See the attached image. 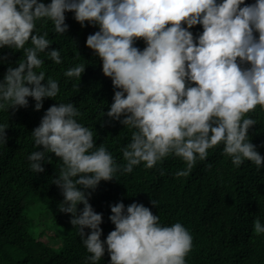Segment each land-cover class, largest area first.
Instances as JSON below:
<instances>
[{
    "label": "clouds",
    "instance_id": "1",
    "mask_svg": "<svg viewBox=\"0 0 264 264\" xmlns=\"http://www.w3.org/2000/svg\"><path fill=\"white\" fill-rule=\"evenodd\" d=\"M67 12L82 26H98L86 45L114 86L103 117L132 129L121 149L124 163L104 142L97 144L92 128L79 121L75 101L56 99L59 81L42 69L45 56L57 64L63 57L37 21H51L52 32L66 35ZM197 25L203 29L198 34L192 30ZM5 47L23 55L15 63L0 57L8 64L0 80V109L28 107L29 97L38 111L45 98L58 101L31 131L36 148L28 156L29 167L38 174L52 154L58 158L50 177L63 196L58 208L71 214L70 223L90 253L88 264L106 251L108 264H186L192 248L185 225L161 224L159 215L137 201L110 205L115 228L102 239L103 213L89 198L117 172L131 173L142 162L151 168L173 154L186 162L175 175L187 176L197 159H206L221 142L235 166L249 160L264 167V155L250 138L257 120L245 115L264 107V0H0V49ZM87 65L75 63L64 75L81 82ZM8 128L0 122V143H7ZM253 223L257 233H264L259 216Z\"/></svg>",
    "mask_w": 264,
    "mask_h": 264
},
{
    "label": "trees",
    "instance_id": "2",
    "mask_svg": "<svg viewBox=\"0 0 264 264\" xmlns=\"http://www.w3.org/2000/svg\"><path fill=\"white\" fill-rule=\"evenodd\" d=\"M66 17L70 25L66 35L52 32L51 21H37V28L49 32L51 47L61 48L63 57V62L57 64L45 56L42 69L59 81L56 99L75 101L80 108L79 121L92 128L97 144L104 142L118 162L124 163L121 149L131 139L132 129L103 117L104 109L107 111L112 102L114 86L103 73L100 58L86 45L87 35L97 31L98 26H82L72 12ZM192 30L198 34L202 25ZM137 44L145 47L142 38ZM22 55L21 49H0V57L7 56L11 63ZM75 63L88 64L81 82L64 75ZM7 67L0 61V80ZM57 100L45 98L44 108L39 111L31 97L28 107L0 109V122L9 125L8 141L0 143V264H88L86 256L90 253L70 223L71 214L58 208L63 196L50 178L56 173L58 158L52 154L51 163H45V171L38 174L29 167L28 156L36 148L31 131ZM245 115L257 120L250 138L264 155V107L257 105ZM223 146L221 142L210 148L207 158L197 159L187 176L175 175L186 167V162L169 154L151 168L142 162L131 173L117 172L116 179L101 181L89 199L94 209L103 213L102 239L115 228L109 219L110 205L120 200L125 205L137 201L159 215L161 224L180 221L189 229L193 242L185 256L186 264H264V233H257L253 223L257 216L264 221V167L249 160L235 166L231 156L223 153ZM151 199L157 201V206L151 204ZM37 218L48 228L37 230ZM53 228L62 240L59 247L44 241ZM110 259L106 251L96 264H108Z\"/></svg>",
    "mask_w": 264,
    "mask_h": 264
},
{
    "label": "rangeland",
    "instance_id": "3",
    "mask_svg": "<svg viewBox=\"0 0 264 264\" xmlns=\"http://www.w3.org/2000/svg\"><path fill=\"white\" fill-rule=\"evenodd\" d=\"M36 224H37V230L38 229H46L48 226H45L43 222H40V220L37 218L36 219ZM57 229L53 228L50 231H48V234L45 236L44 241L47 242L48 245L53 246V247H59L61 246L62 240H60L58 237H56Z\"/></svg>",
    "mask_w": 264,
    "mask_h": 264
}]
</instances>
